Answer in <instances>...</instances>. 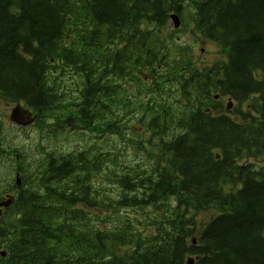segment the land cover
Segmentation results:
<instances>
[{"label":"trees","instance_id":"1","mask_svg":"<svg viewBox=\"0 0 264 264\" xmlns=\"http://www.w3.org/2000/svg\"><path fill=\"white\" fill-rule=\"evenodd\" d=\"M172 11L224 58L165 36ZM0 98L36 111L41 153L0 264H264V0H0Z\"/></svg>","mask_w":264,"mask_h":264},{"label":"rangeland","instance_id":"2","mask_svg":"<svg viewBox=\"0 0 264 264\" xmlns=\"http://www.w3.org/2000/svg\"><path fill=\"white\" fill-rule=\"evenodd\" d=\"M169 31V28L166 29L163 28V33L167 34ZM182 36L181 40L191 44L192 46L196 45L198 42L197 37L190 31H185ZM204 47V52L200 53L199 48ZM218 47L214 45V43L203 40L200 44H198L196 47L193 48L194 56L197 58V60H201L202 62H207L208 59L214 58L217 54ZM7 101L0 100V132L3 135V138L6 139L7 143L12 146H20L23 149L27 151V153L32 152V156L38 159L40 151L37 150V140H38V130L34 126H29L25 128H21L18 126L13 125V123H10L8 119L9 112L12 108L11 104L8 105L6 103ZM130 123H135L134 120H132ZM142 130V128H141ZM126 136L124 139H122L123 149H122V157L123 159L127 161L134 162L136 159H142V155L138 154L139 150L137 149L138 145L134 144L133 141L130 139L131 135L134 134L132 132H128V130H125ZM87 140L90 143L92 140L99 141L100 138H94L93 136H87ZM118 141V140H117ZM107 147V144L105 145ZM29 158V157H28ZM147 158H143V162H145ZM29 162H34L31 158H29ZM4 164V163H3ZM10 166L9 164H7ZM9 173L8 168H4L0 166V184L3 181V178L6 176V174ZM13 173H11L10 177Z\"/></svg>","mask_w":264,"mask_h":264},{"label":"water","instance_id":"3","mask_svg":"<svg viewBox=\"0 0 264 264\" xmlns=\"http://www.w3.org/2000/svg\"><path fill=\"white\" fill-rule=\"evenodd\" d=\"M175 25L178 24L177 18L172 17ZM30 112L27 110L22 109L20 106H15L10 114V119L19 124H27L33 120L32 117H29ZM16 183L19 184V179L16 177ZM11 203V197H7V199L0 200V207H6ZM1 212V210H0ZM2 254H4L2 252ZM188 264H192V260L189 259Z\"/></svg>","mask_w":264,"mask_h":264}]
</instances>
